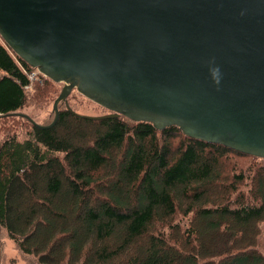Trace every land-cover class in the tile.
Here are the masks:
<instances>
[{
    "label": "trees",
    "instance_id": "trees-1",
    "mask_svg": "<svg viewBox=\"0 0 264 264\" xmlns=\"http://www.w3.org/2000/svg\"><path fill=\"white\" fill-rule=\"evenodd\" d=\"M34 69L0 35V118L40 86ZM58 108L52 127L26 114L27 137L0 138V227L22 252L40 264H264V158L177 125Z\"/></svg>",
    "mask_w": 264,
    "mask_h": 264
},
{
    "label": "water",
    "instance_id": "water-1",
    "mask_svg": "<svg viewBox=\"0 0 264 264\" xmlns=\"http://www.w3.org/2000/svg\"><path fill=\"white\" fill-rule=\"evenodd\" d=\"M0 35L25 62L157 129L264 158V0H0Z\"/></svg>",
    "mask_w": 264,
    "mask_h": 264
},
{
    "label": "rangeland",
    "instance_id": "rangeland-1",
    "mask_svg": "<svg viewBox=\"0 0 264 264\" xmlns=\"http://www.w3.org/2000/svg\"><path fill=\"white\" fill-rule=\"evenodd\" d=\"M44 77V75L39 74L37 76L38 79L34 80L41 83L40 86L27 92L26 102L15 111L16 115L0 118V138H6L8 135H15L21 139L27 137L31 130V123L24 117L27 116L26 114L40 125L53 120V104L64 83L46 81L42 85ZM67 99L79 113L102 115L109 111L107 108L83 96L76 89L72 90ZM239 160L246 161L245 158H239ZM166 232H169V229H166ZM0 240L3 250V264H40L35 255L22 252L3 227H0ZM255 247L263 250L264 232L260 235L258 244Z\"/></svg>",
    "mask_w": 264,
    "mask_h": 264
},
{
    "label": "built area",
    "instance_id": "built-area-1",
    "mask_svg": "<svg viewBox=\"0 0 264 264\" xmlns=\"http://www.w3.org/2000/svg\"><path fill=\"white\" fill-rule=\"evenodd\" d=\"M35 76H36V75H35L34 72H33V73L31 72V73L29 74V77H30V78H34Z\"/></svg>",
    "mask_w": 264,
    "mask_h": 264
}]
</instances>
